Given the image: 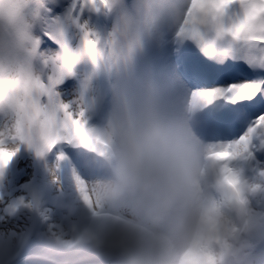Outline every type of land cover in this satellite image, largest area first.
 <instances>
[{
	"label": "clouds",
	"instance_id": "obj_1",
	"mask_svg": "<svg viewBox=\"0 0 264 264\" xmlns=\"http://www.w3.org/2000/svg\"><path fill=\"white\" fill-rule=\"evenodd\" d=\"M191 3L0 0V145L46 162L58 186L55 165L65 141L78 143L86 132L109 143L108 175L94 188L99 209L70 198L41 213L47 245L74 250L82 264H264V125H250L236 154L223 161L209 155L224 145L210 147L200 134L193 95L182 113L127 122L90 114L88 129L73 127L83 80L114 61L130 67L185 38L201 41L205 51L264 54L221 34L242 6L217 20L190 17ZM35 206L22 195L8 211Z\"/></svg>",
	"mask_w": 264,
	"mask_h": 264
},
{
	"label": "rangeland",
	"instance_id": "obj_2",
	"mask_svg": "<svg viewBox=\"0 0 264 264\" xmlns=\"http://www.w3.org/2000/svg\"><path fill=\"white\" fill-rule=\"evenodd\" d=\"M185 39L191 41L192 44L189 46L184 45ZM185 39L179 40L180 47H176L174 49L179 51L182 50L181 55L184 54L185 60H187L189 59L188 53L191 52V48L193 46H200L203 48V44L201 41L192 38ZM176 42L177 40L171 41L168 47L163 51L152 50L145 53L138 59L135 65L130 66L129 69H127V72L130 75L129 80L127 79V84L129 86H127L125 90L123 89V79H121L124 68H122L120 61H115L114 82L112 83V88L115 94V109L119 101L123 99L124 91H132L135 93L139 91H162L161 96L158 92V94H154V97L151 100H148V104L151 106L150 114H156L155 108L158 114L172 115L182 113L184 111L185 104L189 102L193 92L199 90V85L202 84L204 88L209 86V82L204 79L203 81L192 80V84H188L177 76L175 62L173 59H171V50L173 49V45H178ZM235 51L237 53H241L239 50ZM232 54L234 57H236L235 52ZM220 58L223 59V62L225 63H234V59L231 57L229 52L223 54L220 56ZM214 60H216V57ZM245 65L247 66V69L244 73H242L243 77L238 74L239 80L260 78V76L253 69L248 67L247 63H245ZM99 78V73L95 75L89 74L83 80L81 86L79 105L80 112L82 114L77 115L76 119L79 121V123L87 121L88 127L91 123L89 116L90 114L93 115L96 110H89L86 107V103L89 100H99L101 98L99 95L100 89L95 85L97 83L96 80ZM204 83L206 84L204 85ZM126 98H130V96L127 95ZM137 99L142 98L139 95ZM227 107L233 112L239 113V119L244 118V112L250 109V107L241 108L240 105H231L229 103L227 104ZM197 108L202 121L207 116V114H209V105H200L197 106ZM115 109L113 112V117H115L117 120ZM140 117H143V115L140 114V111L136 112V119ZM234 125H239V122L235 121ZM250 125L251 124L248 123L245 128L247 129ZM241 127H243V124H240L239 129H241ZM244 132H242V134ZM240 135V133L233 135V138H238ZM227 140H231V135H229V139ZM227 140H210L208 144L211 147L212 145L221 144L220 141ZM63 153L64 152L58 154V160L56 161L55 165L58 186L52 182L45 166L46 162L36 160L31 154L27 152L20 153L14 160V163L10 165L4 175L0 177V264H19L16 262L21 261L19 256L23 251V247L21 245L20 239L28 225L29 209L21 208L15 217L12 216L10 211H8V207L14 204L16 200L22 195H28L29 178L30 175L36 171L35 166L31 169L32 164L35 165L39 161V166L37 168L39 172V182L45 187L43 188L42 198H39L38 200L41 220L40 229L38 230L37 234L39 239L40 237L45 238L42 229L43 220L41 213L45 211L52 212L56 206L55 202L60 200L61 195H66L67 199L73 198L79 200L82 189H84L86 195L88 196V200L92 205V208L95 210L100 207V203L94 192V188L99 181H102L105 178L97 177L94 170L87 168L89 166H85L84 168L79 160L73 159L72 156L65 153L68 155L70 160V163L67 162L68 158ZM261 158L264 159V156ZM76 165L79 166L78 172L74 169H71ZM88 171L93 173L92 177L84 176V174ZM11 199H13V201H11ZM15 243L18 244L19 248L14 246ZM13 252L14 254L18 255L14 261L11 260L10 255L11 253L13 254ZM65 252L66 257L73 256L78 260L85 259L84 256L77 252L70 253L71 250H65ZM45 258L46 261L49 260L48 256H45ZM33 264H47V262L38 261L35 259Z\"/></svg>",
	"mask_w": 264,
	"mask_h": 264
},
{
	"label": "snow or ice",
	"instance_id": "obj_3",
	"mask_svg": "<svg viewBox=\"0 0 264 264\" xmlns=\"http://www.w3.org/2000/svg\"><path fill=\"white\" fill-rule=\"evenodd\" d=\"M104 2L106 3V0ZM233 5L242 6V15L227 27L222 26L221 34L227 32L233 40L246 42L250 49L264 48V0H192L189 16L207 15L213 19L223 20ZM44 43L45 47L54 46L48 40ZM87 43L89 47L93 46V42L88 41ZM223 54L226 53L217 52L214 48L204 50V55L208 59ZM243 59L249 68L264 72V54L258 55L252 51ZM184 71L209 82L208 87L192 94L199 105H211L218 99H223L231 105H240L241 108L264 106V78L239 80L238 73L245 71L242 66L225 63L223 59H219L217 63L208 64L189 58L185 61ZM239 118V113L221 106L216 111L207 114L203 120L204 128L209 136L214 137L230 128ZM251 125H264V112L258 115ZM73 127L79 132L78 120H73ZM243 139L246 138L241 134L238 138L220 141L224 148L213 153V158L231 159L236 154L234 151L236 141ZM19 154L18 149L12 150L0 145V176L4 175Z\"/></svg>",
	"mask_w": 264,
	"mask_h": 264
},
{
	"label": "bare ground",
	"instance_id": "obj_4",
	"mask_svg": "<svg viewBox=\"0 0 264 264\" xmlns=\"http://www.w3.org/2000/svg\"><path fill=\"white\" fill-rule=\"evenodd\" d=\"M121 66L122 68H124L121 79H123L122 80L123 87H124L123 89L125 90L126 87L129 86L127 84V79L129 80L130 78V75L127 72V69H129V67H125L123 65ZM113 70H114V67H113ZM113 79L114 78H112L111 81H113ZM200 85L201 86L199 89L204 88L202 84ZM108 89L109 88H106L107 91ZM158 92L159 91H139L135 93L132 91H124L123 99L119 101V103L116 106V109H115V101H113L111 109H110V114H106L105 112H102L99 116V121L103 122L104 117L105 118L113 117L114 109L116 111L117 120L120 122H127L130 120L136 119V112L138 111H140V114L143 116L150 114L151 106L148 104V100H151L154 97V94L156 93L158 94ZM127 95H129L130 98H126ZM139 95L141 96L142 99H137ZM194 115H199L197 106H195ZM210 156L213 157V154ZM79 201L85 204L90 211H94L90 201L88 200V196L86 195V192L84 189H82V193L80 195Z\"/></svg>",
	"mask_w": 264,
	"mask_h": 264
}]
</instances>
